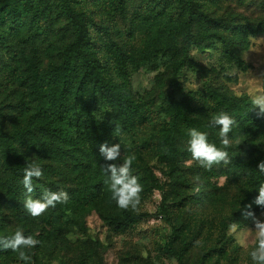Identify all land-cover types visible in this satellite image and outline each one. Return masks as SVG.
<instances>
[{
  "label": "rangeland",
  "instance_id": "1",
  "mask_svg": "<svg viewBox=\"0 0 264 264\" xmlns=\"http://www.w3.org/2000/svg\"><path fill=\"white\" fill-rule=\"evenodd\" d=\"M150 1L127 0L123 12L102 8L92 1L83 2L78 9L92 16L97 43L106 32L138 59L136 14L145 10ZM198 1L207 16L228 24L229 30L221 36L243 66L226 60L220 43L214 46L205 41L203 49L198 50L185 39L181 43L185 63L177 74L172 70L173 60L167 57L152 64L139 62L131 71L125 84L147 121L117 136L122 153L117 163L130 154L136 159L140 155L153 179V188L140 195L138 210L129 208L139 217L136 223L117 232L109 222L117 205L93 202L94 186L107 179L101 170L107 162L96 165L78 156L64 163L35 152L24 153L30 164L43 170V176L34 183L46 181L52 185L51 191H67L70 197L67 203L57 204L39 217L30 215L33 233L41 235L45 231L55 236L44 264H79L82 258H87V264H179L167 253L174 227L182 230L177 247L190 243L186 264H254L249 255L255 245V233L249 231L254 230L251 219H238L237 229L226 232L224 239L230 240V249L222 252L217 243L222 217L231 208L241 207L245 195L243 177L227 173L223 165L208 170L193 161L188 151V131L194 127L185 126L179 116L185 113L198 120L195 129L206 132L209 142L220 148L219 130L209 127L213 115L226 112L237 120L245 110L258 112V108H250L251 97L264 93V33L246 36L241 43L234 29L263 22L264 0ZM200 33L202 29L197 25L192 37ZM71 37L67 24L59 20L34 43L33 31L26 27L10 47L0 44V131L11 133L21 120L33 115L37 102L32 92L33 61L40 69L59 64ZM97 114L104 115L102 110ZM236 128L229 134L233 141L232 147L226 149L230 157L264 161V137L241 134ZM136 159L132 173L139 166ZM10 182L0 168V188L6 189ZM3 204L2 218L8 229L24 231V220L15 205H6L5 198ZM256 216L264 219V212Z\"/></svg>",
  "mask_w": 264,
  "mask_h": 264
},
{
  "label": "trees",
  "instance_id": "2",
  "mask_svg": "<svg viewBox=\"0 0 264 264\" xmlns=\"http://www.w3.org/2000/svg\"><path fill=\"white\" fill-rule=\"evenodd\" d=\"M89 1L102 8L113 7L121 12L126 10L127 0H0L1 45L10 47L11 42L18 39L26 27L33 31L34 43L46 32L47 27L53 28L59 20L67 24L72 36L71 42L60 54L59 64L40 69L37 61H33L32 92L37 101L33 115L21 120L11 133L0 131V168L11 181L6 189L0 188V237H10L15 233L8 229L7 222L2 218L5 198L6 205H15L24 220V234L32 235L41 242L35 248L24 249L31 257L29 264L47 263V253L55 236L45 231L36 235L33 228L29 227L30 215L23 208L27 194L21 183L24 168L30 164L25 152H35L64 163L83 156L100 165L104 162L99 152L100 144H115L120 133L128 132L147 121L125 84L131 71L137 68L139 62L152 64L167 57L173 60L172 70L177 74L185 63L181 47L185 39L195 44L198 50L203 49L205 41L214 46L220 43L225 59L240 68L243 66V61L233 53L226 38L221 36L222 32L229 30L228 24L223 19L207 16L198 0H151L145 10L136 14L137 31L140 34L138 59L111 40L106 32L99 43L96 42L92 32V16L78 9L83 2ZM197 25H200L202 33L192 37ZM234 30L238 40L244 43L246 36L264 33V21L255 26L239 25ZM204 34L208 37H203ZM98 110L103 111L102 117L98 116ZM237 116L236 131L264 137V117L257 116L251 110H245ZM179 117L188 128H197L195 126L199 124L198 120L185 113ZM170 140L174 141L172 135ZM143 160L142 156L137 157L139 166L133 173L138 176L143 188L140 195L147 194L153 188V179ZM259 162L256 159L244 161L232 158L231 164L227 166V173L240 174L244 180L245 195L240 208L251 203L258 195L259 186L264 184V174L258 170ZM33 185L35 190L32 196L38 198L45 189L52 188L46 181L36 184L33 180ZM92 196L95 205L99 204V200L116 204L103 182L96 183ZM251 210L256 215L264 212L256 205ZM242 218L239 208H231L222 217V230L217 239L222 252L231 248L230 240L224 239L229 225ZM138 219L129 209L116 206L109 222L114 230L123 232ZM181 233L182 230L173 228L167 253L179 264H186L190 243L177 247ZM0 264L24 262L19 260L18 252L9 249L0 250ZM79 264H87V258H82Z\"/></svg>",
  "mask_w": 264,
  "mask_h": 264
},
{
  "label": "clouds",
  "instance_id": "3",
  "mask_svg": "<svg viewBox=\"0 0 264 264\" xmlns=\"http://www.w3.org/2000/svg\"><path fill=\"white\" fill-rule=\"evenodd\" d=\"M252 109L258 108L257 116L264 117V93H258L251 97ZM238 126L235 117L226 112H220L213 115L209 121V127L219 129L220 143L222 147L218 148L214 143L208 140L206 132L199 131L195 128L189 129L188 135V151L191 153L192 160L199 163L205 169L211 170L213 166L223 165L227 167L232 162L229 152L226 150L232 147L233 141L229 134L233 128ZM99 152L101 157L107 162L101 166V170L107 177L105 184L108 185L112 199L121 209L138 210L141 202L142 185L138 176L132 173V165L136 159L134 154L126 156L122 163L121 160V144L115 143L109 145L107 142L100 144ZM241 155H245L241 153ZM259 173L264 174V161L258 164ZM43 176L42 168L35 164H27L24 168L22 185L26 191V198L23 202L25 211L32 217H39L49 208H55L57 204L67 203L70 199L67 191H51L45 189L40 198H33L32 193L35 188L34 179ZM256 195L251 203L239 208L244 219H251L254 225L255 245L249 251V255L254 264H264V219L257 217L252 211V206L256 205L264 209V184L257 189ZM240 223L233 222L229 225V229L235 231ZM39 239L32 235H25L22 230L17 229L13 235L0 237V250H12L18 252L19 260L24 264H29L31 257L24 249H32L39 245Z\"/></svg>",
  "mask_w": 264,
  "mask_h": 264
}]
</instances>
